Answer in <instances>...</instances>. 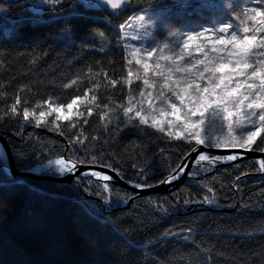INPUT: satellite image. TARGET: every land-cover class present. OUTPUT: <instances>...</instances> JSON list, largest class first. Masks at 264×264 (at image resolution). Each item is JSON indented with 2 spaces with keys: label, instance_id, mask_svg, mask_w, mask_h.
Returning a JSON list of instances; mask_svg holds the SVG:
<instances>
[{
  "label": "trees",
  "instance_id": "obj_1",
  "mask_svg": "<svg viewBox=\"0 0 264 264\" xmlns=\"http://www.w3.org/2000/svg\"><path fill=\"white\" fill-rule=\"evenodd\" d=\"M71 3L67 0L59 9L47 6L36 13L23 0H0L8 11L5 26H0V114L20 87L27 86L20 96L31 110L49 96L62 104L82 96L91 87V76L101 88L89 95L98 97L101 108L107 104L109 112L101 121L98 109L93 108L84 135L90 141L92 136L99 139L86 147L101 158V165L115 163L124 180L139 182L142 178L135 173L144 168L148 183L154 185L168 175L174 161L184 158L181 153H187L188 146L150 129L124 123L112 126L121 111L118 105L127 106L128 92L120 85L104 87L103 76L94 74L107 71L117 80L126 76L122 30L117 26L143 10L176 3L131 0L117 17L82 6L70 9ZM77 77L78 86L64 88ZM136 94L134 90L132 95ZM108 120L112 125L104 128ZM21 123L15 118L0 121V132L20 170L55 159L70 147L51 134L58 133L51 130V123L48 127L28 124L22 129ZM66 127L67 122H62L61 128ZM20 153L27 158L26 166L14 155ZM113 154L118 163L109 159ZM197 170L191 172L201 176L191 177L170 193L139 197L129 208L105 212L93 198L104 201L103 183L94 179L80 177L72 183L13 180L7 169H0V264H264V174L257 162L245 159L207 173ZM110 188L113 207L133 196L125 188L113 184ZM204 196L214 202L204 203ZM121 197L128 199L125 202ZM177 197L190 202L185 205Z\"/></svg>",
  "mask_w": 264,
  "mask_h": 264
},
{
  "label": "snow or ice",
  "instance_id": "obj_2",
  "mask_svg": "<svg viewBox=\"0 0 264 264\" xmlns=\"http://www.w3.org/2000/svg\"><path fill=\"white\" fill-rule=\"evenodd\" d=\"M47 2L48 0H44L40 4H29L28 7L41 10ZM66 3L67 0H52L50 6L59 9ZM101 3L118 16L126 10L128 0H101ZM78 6L91 9L99 7L100 4L93 0H72L69 8L78 10ZM177 6L184 10L193 8L195 11L222 8L224 14L212 27L201 26L198 31L182 34V41L175 44L164 43L161 46L157 44L153 30H165L172 22L171 8ZM145 12L146 15L135 17V23L138 29L143 31V36L133 38L152 39L143 48L130 44L122 46L131 56V59L125 61L126 76L117 80L112 79L107 71L94 74L97 77L103 76L104 87L114 89L120 85L128 92L125 98L128 106L118 105L121 111L117 115L116 125H112V121L108 120L103 127L108 128L110 125L118 127L120 123H124L125 127L150 129L170 141L186 144L189 151L181 153L184 158L179 159V162H173L174 167L169 169L168 175L158 180L161 184L171 183L186 174L189 165L185 161L192 153H196L192 158L197 164L207 161L209 165H214L218 161H236L245 152L255 149L264 153V147H261L264 144V0H259L256 7L241 6L238 0H230L222 5L203 0L195 6L189 0H184L179 5L164 4L159 11ZM117 27L124 30L130 25L125 21ZM169 35L175 38L176 34L172 32ZM199 39L207 40L208 43L205 45L195 43V54L202 58L193 59L194 53L189 49L193 47L192 42ZM165 51L171 52L172 55H164ZM186 59L191 60V63H184ZM133 65L137 69L135 73L132 70ZM89 82L91 87L85 88L82 96H73L66 104L56 103L49 96L43 101H38L31 110L27 106L28 101L26 99L22 101L20 96L27 86L20 87L16 90L13 102L0 114V121L19 119L22 121L21 129L28 124L48 127L51 123V130L65 136L70 147L57 158L47 160V164L44 165L53 169L56 174H75L80 171V166L87 164L110 169L123 179L124 173L115 166V163L106 162L101 165V158L92 155V150L86 147V143L99 139L92 136L90 141L89 136L84 135V126L89 124V118L94 115L93 108L98 109L97 115L101 121L105 120L109 112L107 104L101 108L98 97L89 95L101 88L100 82L92 80L91 76ZM134 82L141 86L137 96H133L131 92ZM79 83L81 81L78 77L73 78L64 85V88H73ZM81 105L84 106V111L80 110ZM64 112L68 115L63 114ZM209 116L211 119H208ZM62 122H67L66 128H61ZM77 145L80 148H77ZM205 146L209 149L233 151L232 154L213 156L201 150ZM14 155L21 165L26 166L27 158L23 153ZM7 156L6 151L0 150V169L9 167ZM109 159L118 163L114 154ZM258 165L259 170L264 172V159H260ZM131 167L137 168V165L132 164ZM135 175L142 178L134 183L135 188L154 186L148 183V175L144 168H139ZM83 176L94 177L97 181L104 182L102 184L104 201L110 204L112 191L110 183L113 175L104 170L90 169L84 172ZM128 182L133 183L132 180ZM91 183L92 181L88 180V184ZM96 195L100 196L101 192H97ZM119 199L126 202L128 198ZM177 199H182L185 205L190 202L187 198ZM203 202L212 204L214 201L204 196ZM160 210L166 211L164 208ZM188 233L191 234V229ZM169 234L165 233V236Z\"/></svg>",
  "mask_w": 264,
  "mask_h": 264
},
{
  "label": "rangeland",
  "instance_id": "obj_3",
  "mask_svg": "<svg viewBox=\"0 0 264 264\" xmlns=\"http://www.w3.org/2000/svg\"><path fill=\"white\" fill-rule=\"evenodd\" d=\"M6 1H17V0H6ZM42 2H44V0H35V1L34 0H23V3L26 4L27 6L29 4H40ZM183 2L184 1L178 2L175 5H179ZM189 2L195 6V5H198L199 3L203 2V0H189ZM210 2L214 3V4L222 5L224 3L230 2V0H210ZM238 2H239V5H241V6L256 7V6H258L259 0H238ZM50 5H51V3H49V2L45 3V7L50 6ZM30 9L36 13H40L43 11V9H41V10H35L32 8H30ZM160 9H161V7H158L155 9H147V10L159 11ZM142 14L146 15L147 13L145 12V10H143V11L133 15L132 20L127 21L128 24L130 25V27H126L124 30H122L123 45L130 44V45H134L135 47L143 48V47L147 46L148 42L151 41L152 37H148L144 40L133 38L136 36H143V31L139 30L137 24L135 23V17L138 15H142ZM171 14H172V22L169 25H167L165 30H163V31L153 30V34L155 36L157 44H159L161 46L164 43L175 44L177 42H180L183 39L182 34L190 32V31H198L201 26L212 27L214 22L223 18L224 13H223L222 8L201 9L200 11H195L193 8H188L187 10H184V9L177 6V7L171 8ZM7 16H8L7 9L4 6L0 5V26L1 25L5 26L4 25L5 23L3 21L7 18ZM216 26L218 27V24ZM172 32H174L176 34L175 38H173L169 35V33H172ZM206 35H210V34H206ZM195 43H200L202 45H205L208 43V41L204 40V39H199L197 41L192 42L193 47H191L189 50L194 53L193 59H200L202 57L199 56L198 54H195V47H194ZM124 52H125L126 60L131 59V56L128 54V51L126 49H124ZM164 55H172V53L165 51ZM184 63L190 64L191 60L186 59ZM132 70L134 73L136 72L137 69H136L135 65H133ZM132 87H135V88L134 89L131 88V92L133 93L134 90H137V94H136V96H137L141 86L139 85L138 82H134ZM82 106L83 105H81L80 110L84 111ZM63 114L68 115L67 112H64ZM208 119H211V117L209 116ZM237 134L239 135L240 133H237ZM204 162H206V163H204ZM216 164H217V162L214 165H209L207 161H203V162H200L199 164L193 166L192 169L196 167V168H198V170H197L198 172L207 173V172L212 171L214 168L213 166H215ZM41 171H43V172L44 171L55 172L53 169H49V168L41 169ZM190 173H193V172L190 171ZM261 173L264 174V172H262V171H261ZM197 176H201V174H195V173H194V175L190 174V177L188 179H190L191 177H197Z\"/></svg>",
  "mask_w": 264,
  "mask_h": 264
},
{
  "label": "water",
  "instance_id": "obj_4",
  "mask_svg": "<svg viewBox=\"0 0 264 264\" xmlns=\"http://www.w3.org/2000/svg\"><path fill=\"white\" fill-rule=\"evenodd\" d=\"M171 1L172 2H181L184 0H171ZM93 2L100 4V6L96 7V8L86 9V10L105 11L108 14L112 15L113 17H117V15L115 13H113V10H111L110 8H108L107 6H105L101 3V0H93ZM130 5H131V0H128V5H127L126 10L129 8ZM125 11H123V13ZM119 15H121V14H119ZM61 140L64 141V139H61ZM0 149L3 151H6L8 154L7 159L9 162V167L7 169H8V172L10 173L13 180H16V179H19V180L40 179V178L46 179L47 178V179H50V180H53L56 182L70 183V182H73L74 180H77L78 177L83 176V173L89 171L90 169L97 170V171L104 170L108 174L113 175V180L111 181L110 184L125 188V189H127L133 193V196L130 198L126 207H129L130 204L136 198L148 196L151 194H158V193L166 194V193H170V192L176 190L180 185L187 182V179L190 177L189 173H190L191 168L193 166L197 165L195 160L192 158L196 155V153H192L191 156L187 157V159L185 161L189 165L188 172L186 174L181 175L179 179H177L171 183H163V184L157 183V184H154L153 187L139 189V188L134 187V183H129L127 180L121 179L120 177H118L114 173H112L110 169H102L101 166H99V165H87L86 164V165L80 166V171H78L75 174L66 173L64 175L56 174L53 176H46L43 173L36 172L34 169L20 170L16 166L15 159L13 157V153L11 151L10 144L8 143L7 139L3 136V134L1 132H0ZM201 150L206 151L209 154L214 155V156L215 155L232 154V151H233V150H228V149H215V148L209 149L206 146L203 147ZM235 151L239 152L240 150H235ZM245 159H264V153H261L259 150L247 151L244 153V155L242 157H240L236 161H218L216 165H225V164L237 163V162L245 160ZM204 163H206V162H204ZM91 178L96 180V178H94V177H91ZM99 182H103V181H99ZM196 206L197 205H192V207H196ZM187 210H191V208L187 207Z\"/></svg>",
  "mask_w": 264,
  "mask_h": 264
},
{
  "label": "bare ground",
  "instance_id": "obj_5",
  "mask_svg": "<svg viewBox=\"0 0 264 264\" xmlns=\"http://www.w3.org/2000/svg\"><path fill=\"white\" fill-rule=\"evenodd\" d=\"M32 128H33V126H31ZM51 134L54 136V137H56V138H61V139H64V141L63 142H65L66 143V139H65V137L64 136H61L59 133H55V132H51ZM252 160H255L257 163H258V161L260 160V159H252ZM47 164V162H45V163H42V164H39V165H36V166H34V167H32V168H29V169H34L36 172H39V173H43L44 175H46V176H53V175H56V173L55 172H51V171H41V169H44V168H47V167H44V165H46ZM46 180H48V181H50V182H53V183H62V182H56V181H53V180H50V179H47L46 178ZM70 183H72V182H70ZM85 194V193H84ZM158 194H161V193H158ZM87 196V195H86ZM87 197H89V196H87ZM94 199H96V200H98V201H100L101 203H102V205H103V211H107V209H109V211H113V210H115L116 208H129V207H126V205L128 204V202H129V200L125 203V204H123L122 206H119V207H113V206H111L110 204H106L101 198H99V197H93ZM108 207V208H107Z\"/></svg>",
  "mask_w": 264,
  "mask_h": 264
}]
</instances>
